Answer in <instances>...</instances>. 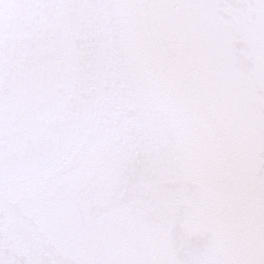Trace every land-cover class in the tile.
I'll return each mask as SVG.
<instances>
[{"label": "snow or ice", "instance_id": "snow-or-ice-1", "mask_svg": "<svg viewBox=\"0 0 264 264\" xmlns=\"http://www.w3.org/2000/svg\"><path fill=\"white\" fill-rule=\"evenodd\" d=\"M0 264H264V0H0Z\"/></svg>", "mask_w": 264, "mask_h": 264}]
</instances>
